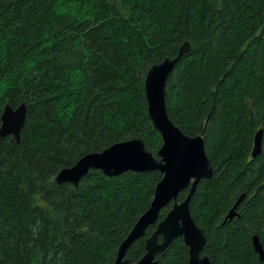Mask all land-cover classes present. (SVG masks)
I'll list each match as a JSON object with an SVG mask.
<instances>
[{"label":"trees","instance_id":"obj_1","mask_svg":"<svg viewBox=\"0 0 264 264\" xmlns=\"http://www.w3.org/2000/svg\"><path fill=\"white\" fill-rule=\"evenodd\" d=\"M186 42L165 99L171 121L204 138L214 170L190 202L203 255L264 264L253 245L257 235L264 246V0H0V127L7 105L27 108L20 141L0 138V264H114L163 175L90 170L78 186L56 177L134 138L157 156L146 75ZM156 229L129 248L130 264ZM156 259L190 264L189 248L180 237Z\"/></svg>","mask_w":264,"mask_h":264},{"label":"water","instance_id":"obj_2","mask_svg":"<svg viewBox=\"0 0 264 264\" xmlns=\"http://www.w3.org/2000/svg\"><path fill=\"white\" fill-rule=\"evenodd\" d=\"M190 47V43H184L175 59L167 58L154 64L146 75L145 96L149 118L163 142L157 156L146 149L143 139L134 138L111 145L102 152L84 156L74 166L60 171L56 177L58 185L78 186L90 170H100L107 177L152 171H159L163 175L156 186L150 208L138 219L120 245L114 264H130L126 259L129 248L146 235L149 227L155 225L157 229L147 239L144 257L135 264H159L157 255L180 237L189 248L190 264H212L208 256L203 255L207 237L191 215L190 202L198 184L213 178V166L206 154L204 138L201 135L189 136L176 126L168 116L165 99L167 79L176 62ZM26 117L25 104L16 109L7 105L1 117L0 138L13 136L19 142ZM262 136L263 131L256 134L252 154L254 158L261 152ZM186 190H189L187 197L179 201V196ZM242 200L243 197L237 201L226 220L238 216L237 209ZM171 203V211L164 220L159 221L162 209ZM253 245L260 260L264 261V246L257 235L253 237Z\"/></svg>","mask_w":264,"mask_h":264},{"label":"rangeland","instance_id":"obj_3","mask_svg":"<svg viewBox=\"0 0 264 264\" xmlns=\"http://www.w3.org/2000/svg\"><path fill=\"white\" fill-rule=\"evenodd\" d=\"M61 4H62V1H61ZM72 7H73V11H76V12H81L82 10H84V8H82L79 5H73ZM68 8H71V7H68Z\"/></svg>","mask_w":264,"mask_h":264}]
</instances>
